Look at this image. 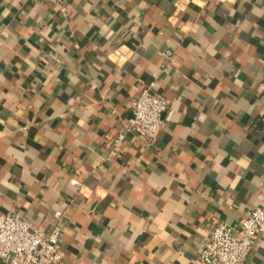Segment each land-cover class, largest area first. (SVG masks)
<instances>
[{
    "label": "crops",
    "instance_id": "0c3cea01",
    "mask_svg": "<svg viewBox=\"0 0 264 264\" xmlns=\"http://www.w3.org/2000/svg\"><path fill=\"white\" fill-rule=\"evenodd\" d=\"M151 83L145 142L125 127ZM263 205L264 0H0V216L58 224L60 264H201Z\"/></svg>",
    "mask_w": 264,
    "mask_h": 264
},
{
    "label": "built area",
    "instance_id": "2783aa9c",
    "mask_svg": "<svg viewBox=\"0 0 264 264\" xmlns=\"http://www.w3.org/2000/svg\"><path fill=\"white\" fill-rule=\"evenodd\" d=\"M49 2L62 7L66 0H26ZM132 116L126 130L136 139L151 141L163 126L167 109L165 98L157 93L153 84L146 85L131 101ZM124 133H119L114 143H119ZM58 221L62 214L54 213ZM62 231L58 224L43 230L29 218L19 213L0 216V259L7 264H60L58 245ZM264 237V205L246 212L236 225L218 222L212 226L199 250L201 264H244L254 238Z\"/></svg>",
    "mask_w": 264,
    "mask_h": 264
}]
</instances>
